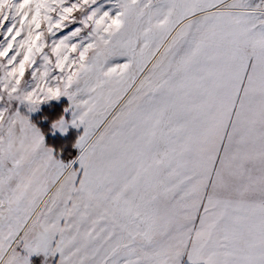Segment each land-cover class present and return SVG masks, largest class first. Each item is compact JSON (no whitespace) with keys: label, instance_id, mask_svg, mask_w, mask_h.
<instances>
[{"label":"snow or ice","instance_id":"1","mask_svg":"<svg viewBox=\"0 0 264 264\" xmlns=\"http://www.w3.org/2000/svg\"><path fill=\"white\" fill-rule=\"evenodd\" d=\"M0 37V264H264V0H0Z\"/></svg>","mask_w":264,"mask_h":264},{"label":"trees","instance_id":"2","mask_svg":"<svg viewBox=\"0 0 264 264\" xmlns=\"http://www.w3.org/2000/svg\"><path fill=\"white\" fill-rule=\"evenodd\" d=\"M65 105L66 102H63L59 105L43 107L32 121L43 131L47 146L52 148L60 159L68 163L78 156L79 152L74 147L78 134L72 130L66 136H61L53 135L52 131V121L65 115Z\"/></svg>","mask_w":264,"mask_h":264},{"label":"rangeland","instance_id":"3","mask_svg":"<svg viewBox=\"0 0 264 264\" xmlns=\"http://www.w3.org/2000/svg\"><path fill=\"white\" fill-rule=\"evenodd\" d=\"M9 23H11V21H9ZM7 26H8V25L6 24V25H5V28H6ZM66 31H67V30H66ZM0 39H3V37H0ZM63 102H66V104L68 103V100H67L66 97H60V98L57 99V100H51V101H47V102H45V103H42V104L39 106V108L37 109V111H35V112H33V113H30V118L33 119L35 116H37V115L39 114L40 110H41L43 107H48V106H51V105H54V104L59 105V104H61V103H63ZM64 113H65V115H64L65 119L70 120V119H71V114H70V112H69V113H66V112L64 111ZM72 130H74V131L78 134V136H79L80 134H82V131H83L82 127L79 128V129H77V128H75V127L69 125L67 131H66L65 133H62L60 130H58V129H54V128L52 127L53 135L66 136V135H67L70 131H72ZM44 138H45V136H44ZM45 143H46V141H45ZM46 145H47V144H46ZM75 148H76V147H75ZM76 149H77V148H76ZM77 150H78V149H77ZM78 152H79V150H78ZM54 153H55V152H54ZM78 154H79V153H78ZM74 166H78V165H74ZM43 259H44L43 255H39V256L34 255V256L30 257L31 264H42ZM57 260H58V256H57V257H51V258H49V264H56V261H57Z\"/></svg>","mask_w":264,"mask_h":264},{"label":"crops","instance_id":"4","mask_svg":"<svg viewBox=\"0 0 264 264\" xmlns=\"http://www.w3.org/2000/svg\"><path fill=\"white\" fill-rule=\"evenodd\" d=\"M252 2L255 4L257 2V0H252Z\"/></svg>","mask_w":264,"mask_h":264}]
</instances>
